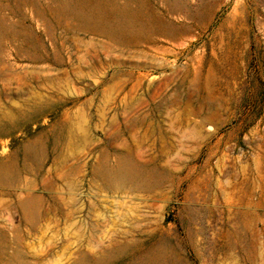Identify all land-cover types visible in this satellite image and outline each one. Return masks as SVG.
Segmentation results:
<instances>
[{"label": "rangeland", "instance_id": "obj_1", "mask_svg": "<svg viewBox=\"0 0 264 264\" xmlns=\"http://www.w3.org/2000/svg\"><path fill=\"white\" fill-rule=\"evenodd\" d=\"M0 264H264V0H0Z\"/></svg>", "mask_w": 264, "mask_h": 264}, {"label": "bare ground", "instance_id": "obj_2", "mask_svg": "<svg viewBox=\"0 0 264 264\" xmlns=\"http://www.w3.org/2000/svg\"><path fill=\"white\" fill-rule=\"evenodd\" d=\"M119 13H120V11H119ZM122 13H123V11H122ZM116 14L117 13H115L114 15H116ZM126 14H127V12L124 13V16H123V14L120 15V17H127ZM102 17H103V15H102ZM86 18L91 19L92 17L89 16V17H86ZM94 19H95V17H94ZM115 33H117L119 36H123V37H135V36H137L139 34L138 31H127V30L125 31V30L119 29V28L117 29V32H115ZM118 176H120V178H125V177L129 176V174L126 173V172H120Z\"/></svg>", "mask_w": 264, "mask_h": 264}]
</instances>
